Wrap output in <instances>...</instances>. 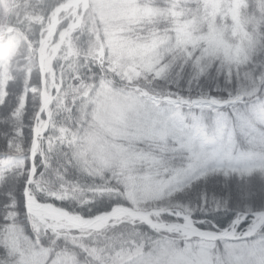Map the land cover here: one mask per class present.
<instances>
[{"label":"clouds","instance_id":"clouds-1","mask_svg":"<svg viewBox=\"0 0 264 264\" xmlns=\"http://www.w3.org/2000/svg\"><path fill=\"white\" fill-rule=\"evenodd\" d=\"M178 6L169 0H49L42 9L50 21L46 39L58 25L66 44L62 59L73 74L57 105L67 113L57 136L67 167H59L88 183L65 181L51 168L39 177L35 168L0 176L2 188L27 175L25 211L15 186L0 205V264H262L264 211L249 209L253 197L264 195V171L244 182L251 195L239 208L231 206V193L216 194V200L226 198L219 206L192 193L195 182L214 172L226 177L264 166V123L217 134L181 132L177 112L183 110L171 94H182L192 77L215 96L225 97L230 88L248 97L254 80L226 81L233 67L264 57V37L257 45L255 30L245 32L251 22L246 8L239 21H229L232 6L222 0H185L180 12L171 10ZM31 19V42L9 35L0 43L4 55L14 48L35 53V32L45 24L40 15ZM259 68L264 76V63ZM237 136L249 137L247 145ZM12 147L26 151L16 140ZM89 190L110 208L86 216ZM222 211L236 212L230 225L200 226L201 215Z\"/></svg>","mask_w":264,"mask_h":264},{"label":"trees","instance_id":"trees-1","mask_svg":"<svg viewBox=\"0 0 264 264\" xmlns=\"http://www.w3.org/2000/svg\"><path fill=\"white\" fill-rule=\"evenodd\" d=\"M48 2L49 0H0V26L5 27L0 37V43L12 34H23L24 37L28 38L27 42L30 43L32 40L30 34L36 24L35 20L31 19L34 15H40L42 17L41 22L45 24L43 31L37 28L35 32L34 47L36 50L34 54L30 50L20 48H14L8 55H4L0 51V176H10L14 169H19L27 173L32 166L31 147L34 141V126L37 123L36 115L42 103V75L37 47L40 44V37L44 34L50 22L47 17H44L42 12V9ZM173 2L179 5L171 9L173 12H180L181 8L185 5V0H169V5ZM222 2L232 6L231 12L233 15L229 16V21L232 20L233 16L239 21L241 11L244 8L247 9L251 22L245 28V32L250 34L254 29L256 43L258 45L261 38L264 37V0H222ZM187 7L195 8L196 4L189 2ZM58 31L61 32L60 27H58ZM63 45L62 48L65 49ZM60 53L55 57L53 64L58 78H62V87L49 105L47 114L46 112L42 114V116L48 118V125L46 130L42 134H39L38 137L40 142L36 149L37 152L34 159L36 165L34 177H39L41 172H45L48 168H51L54 172L63 176L65 181H70L74 184H84L88 183V181L84 177L78 176L74 170L68 168V173L65 175L64 169L59 167L60 164H65V167H67L65 163L66 149L57 139L59 135L58 122L67 113L61 108H58L57 105L62 99L61 93L63 89L69 82L73 81V74L67 71L68 62L62 59V52ZM248 63L254 64L251 71L247 70L246 65ZM261 63H264V57L257 54L255 61H246L245 65L239 68L233 67L232 73L228 76L226 83H231L233 79L244 80L246 77L254 80L255 88L249 89L246 93L248 96L253 95L257 91V88H259L258 91L261 90L260 85L264 82V76L261 75L259 68ZM197 82L200 84L198 78L190 77L186 85V90L182 94L184 96L188 95L189 83L192 84L194 92L198 91L199 89L196 87ZM205 87L210 88L211 85H205ZM220 90L216 89L215 91L218 92ZM172 91L176 93L178 90L173 89ZM229 92H231L230 88L226 89L224 94L227 96ZM68 100H70V97L64 101L65 105L68 104ZM234 139L239 140L241 145H247L249 137L237 136ZM14 140L18 141L20 147L26 149V151L20 152L14 149L12 147ZM260 171H264V166L257 163L249 170L236 172L228 178L219 174H211L209 177L201 178L200 181L195 182L192 194L201 197L203 201L205 199L207 201L214 200L216 206H219L220 201L215 199L216 194L237 193L238 184H243L247 178ZM53 178L55 179L56 176H53ZM26 180L27 175L18 184H16L15 180L9 179L8 184L0 188V205L7 202L8 197L5 193L15 186V195L19 202V209L23 213L25 207L22 190ZM243 201L249 202L248 198L243 199ZM250 203L249 213L255 212L256 210H264V200H252ZM85 204L90 205V207L82 206V210L86 216L98 214L100 211L111 206V203L107 199L102 198L101 194L97 193L93 196L90 190L85 195ZM64 206L72 207L67 203ZM231 206L233 208L243 206L242 199L233 198ZM235 217V211H222L215 215H201L199 223L203 227L204 225L210 226L211 222H215L220 228H224L230 225Z\"/></svg>","mask_w":264,"mask_h":264},{"label":"snow or ice","instance_id":"snow-or-ice-1","mask_svg":"<svg viewBox=\"0 0 264 264\" xmlns=\"http://www.w3.org/2000/svg\"><path fill=\"white\" fill-rule=\"evenodd\" d=\"M196 87L199 90L194 92L192 84L189 83L187 96L180 93L171 94V100L178 109L183 110L177 112L181 132L187 130L197 135L217 134L223 132L225 128L243 129L250 127L254 122L264 123V95H261L260 91L248 97L234 95L231 92L225 97H219L206 91L199 82ZM212 174L224 175L218 171ZM231 175L232 173H229L225 178ZM237 188V193H231L232 199H246L251 195L249 185L238 184ZM224 199H221V204L224 203ZM253 199L264 200V195L258 194Z\"/></svg>","mask_w":264,"mask_h":264},{"label":"rangeland","instance_id":"rangeland-1","mask_svg":"<svg viewBox=\"0 0 264 264\" xmlns=\"http://www.w3.org/2000/svg\"><path fill=\"white\" fill-rule=\"evenodd\" d=\"M217 2H219V0H217ZM151 7V6H150ZM58 25L54 30V33H52V36L48 39H46L48 37V28L46 27L44 34H42V36L40 37L39 40V46L37 47V54H38V59H39V64L40 67L42 68V64H41V53H46V58L50 59V64L52 65L51 70L49 75L51 76V78L49 79L47 86L50 89L49 90V94L48 96L52 97V95H54L57 91V88L59 87V84L62 80V78H58V75L56 74L55 68H54V60L55 57L58 56L59 54H61L60 52H62V55H64V48H62V45L66 48V44L61 42V32L58 31ZM3 26H0V33H2L4 31ZM56 45H59V47L57 48V50L53 53L52 48ZM42 86V83H41ZM261 88H264V82L261 83L260 85ZM43 88V86H42ZM259 88H257L258 91ZM42 91V89H41ZM39 112V111H38ZM42 114V113H41ZM40 114V116L38 118H36L38 121L36 128L38 127V129H40V133L42 134L48 125V118L42 116ZM47 114V112H46ZM37 117V115H36ZM259 211H263V210H256L255 212H259ZM249 221L247 219L243 220L241 222L240 227L243 228L244 225H246Z\"/></svg>","mask_w":264,"mask_h":264},{"label":"bare ground","instance_id":"bare-ground-1","mask_svg":"<svg viewBox=\"0 0 264 264\" xmlns=\"http://www.w3.org/2000/svg\"><path fill=\"white\" fill-rule=\"evenodd\" d=\"M55 28L52 30V33H54ZM46 55L47 54L45 52L41 53L42 73H43L44 78H45L44 79V86L45 87H44V91H43V105H42V107H44V110H43L42 114L45 113L48 110L47 104H48V101L50 99V96H48L50 89L48 88L47 83H48L49 79L51 78L49 73H50L52 65L50 64V59L46 58ZM35 129L36 130H35V142H34V145L36 146L37 141H38V137H39V133H40V131H39L40 129H38V127L35 128Z\"/></svg>","mask_w":264,"mask_h":264},{"label":"water","instance_id":"water-1","mask_svg":"<svg viewBox=\"0 0 264 264\" xmlns=\"http://www.w3.org/2000/svg\"><path fill=\"white\" fill-rule=\"evenodd\" d=\"M41 73H42V68H41ZM42 75H43V73H42ZM44 75H43V77H42V86H43V88H42V91H41V97H42V104H41V106H40V110H39V112L37 113V117L36 118H38L39 116H40V114L43 112V110H44V107H42V105H43V91H44ZM61 86H62V80H61V82H60V84H59V87L57 88V91H56V93L54 94V95H52V97H50V99H49V101H48V104H47V107L52 103V101L54 100V98L56 97V94H57V92L60 90V88H61ZM35 128H36V126H35ZM34 128V129H35ZM36 130V129H35ZM33 140H34V142H35V134H34V138H33ZM34 142H33V144H32V147H31V162H32V166H31V169L32 168H35V171H36V165H35V162H34V159H35V156H36V149H37V147H38V144H39V140L37 141V144H36V146L34 145ZM36 173V172H35ZM35 173H34V175H35ZM264 211V210H263Z\"/></svg>","mask_w":264,"mask_h":264}]
</instances>
